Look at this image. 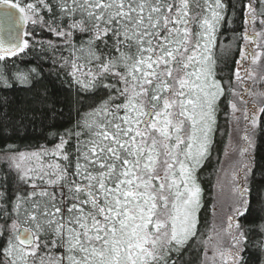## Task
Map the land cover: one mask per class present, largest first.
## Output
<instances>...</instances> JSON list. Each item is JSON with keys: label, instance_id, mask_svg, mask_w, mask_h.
Wrapping results in <instances>:
<instances>
[{"label": "snow or ice", "instance_id": "snow-or-ice-1", "mask_svg": "<svg viewBox=\"0 0 264 264\" xmlns=\"http://www.w3.org/2000/svg\"><path fill=\"white\" fill-rule=\"evenodd\" d=\"M26 57L35 66L21 69ZM45 62L91 104L47 134L51 146L20 147L4 131L30 117L0 96V264H182L201 250L199 264H264V225L253 240L240 222L256 196L264 210L250 186L264 0H0V89L30 90ZM217 134L227 144L205 239L198 173Z\"/></svg>", "mask_w": 264, "mask_h": 264}, {"label": "trees", "instance_id": "trees-1", "mask_svg": "<svg viewBox=\"0 0 264 264\" xmlns=\"http://www.w3.org/2000/svg\"><path fill=\"white\" fill-rule=\"evenodd\" d=\"M231 4L232 0H228ZM232 27L239 28V19L233 18ZM222 33L225 37L224 42L227 43V38L232 32L226 26ZM35 61L31 57H26L19 62L18 66L21 69L35 66ZM232 64L231 57L227 58L225 72H227ZM49 65L47 62L43 64V76L39 82L34 83L29 90L21 86H14L11 89H0V96L8 98L7 107L2 110L8 112L14 118L21 113H27L30 119L24 121L25 127L19 132L14 133L11 127L5 129L4 135L10 136L9 142H15L20 147L34 145L36 143H47L51 146L52 141L48 138V133L52 130L63 131L74 123L79 111H86L91 104V100L86 96H78L74 90H70L66 85H62L54 76L49 75ZM46 92V97L41 102V94ZM228 108L225 104H221V111L218 116V124L222 131L228 128L226 113ZM7 123V121H5ZM2 142V140H0ZM227 142V137H221L217 134L213 146L212 156L209 157L204 167L200 170V183L205 190L204 193V208L200 214V231L204 233L203 238H207L208 229L211 227L213 217L211 213L212 205V185L215 183V171L218 168V160H222L223 150ZM254 179L251 180L250 186L253 193L257 189H264V131L257 133L255 137L254 149ZM240 222L249 229H252L250 239H257L260 226L264 225V210L261 209L259 197L253 200L252 208L246 217H241ZM255 249H253V252ZM202 255V250L186 251L182 254V264H199ZM252 256V253H247ZM251 264H256L255 257L252 256Z\"/></svg>", "mask_w": 264, "mask_h": 264}, {"label": "rangeland", "instance_id": "rangeland-1", "mask_svg": "<svg viewBox=\"0 0 264 264\" xmlns=\"http://www.w3.org/2000/svg\"><path fill=\"white\" fill-rule=\"evenodd\" d=\"M222 160H223V157H222ZM224 215H225L224 210H221L220 212H218L217 217H216V223L218 227L221 226L222 221L224 219Z\"/></svg>", "mask_w": 264, "mask_h": 264}]
</instances>
